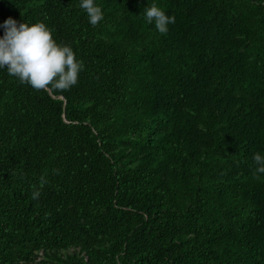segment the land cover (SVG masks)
Listing matches in <instances>:
<instances>
[{"label": "trees", "instance_id": "obj_1", "mask_svg": "<svg viewBox=\"0 0 264 264\" xmlns=\"http://www.w3.org/2000/svg\"><path fill=\"white\" fill-rule=\"evenodd\" d=\"M95 3L0 0L84 65L54 93L0 69V264H264V0Z\"/></svg>", "mask_w": 264, "mask_h": 264}, {"label": "clouds", "instance_id": "obj_2", "mask_svg": "<svg viewBox=\"0 0 264 264\" xmlns=\"http://www.w3.org/2000/svg\"><path fill=\"white\" fill-rule=\"evenodd\" d=\"M79 7L86 12L92 27H98L104 19L102 8L95 0H80ZM147 24H154L155 29L166 35L168 25L175 23V16L152 4L144 10ZM4 34L0 37V69H6L11 77L20 84L30 85L35 91L49 93L69 91L78 84L79 75L84 70L83 62L76 58L70 45L58 43L45 23L37 22L29 26L27 23L17 24L9 17L0 25ZM255 171L253 178L264 174V156L256 153L253 156ZM53 174L58 170L53 169ZM48 183L46 177H40L39 188L33 185L32 200H38L43 187Z\"/></svg>", "mask_w": 264, "mask_h": 264}]
</instances>
